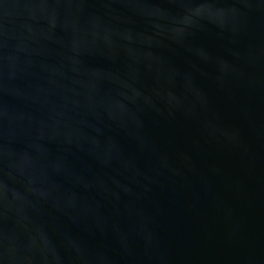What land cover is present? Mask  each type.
<instances>
[{
  "label": "water",
  "instance_id": "1",
  "mask_svg": "<svg viewBox=\"0 0 264 264\" xmlns=\"http://www.w3.org/2000/svg\"><path fill=\"white\" fill-rule=\"evenodd\" d=\"M0 264H264V0H0Z\"/></svg>",
  "mask_w": 264,
  "mask_h": 264
}]
</instances>
